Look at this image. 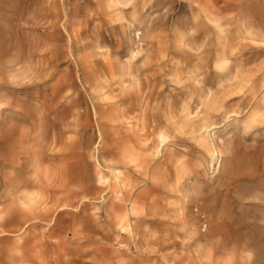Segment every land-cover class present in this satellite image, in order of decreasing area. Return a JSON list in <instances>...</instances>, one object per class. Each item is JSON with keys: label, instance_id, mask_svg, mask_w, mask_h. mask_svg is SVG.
<instances>
[{"label": "rangeland", "instance_id": "obj_1", "mask_svg": "<svg viewBox=\"0 0 264 264\" xmlns=\"http://www.w3.org/2000/svg\"><path fill=\"white\" fill-rule=\"evenodd\" d=\"M0 264H264V0H0Z\"/></svg>", "mask_w": 264, "mask_h": 264}]
</instances>
